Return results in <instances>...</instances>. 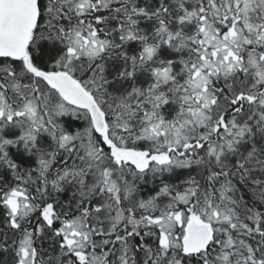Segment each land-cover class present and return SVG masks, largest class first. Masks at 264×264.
Returning a JSON list of instances; mask_svg holds the SVG:
<instances>
[{"label": "snow or ice", "instance_id": "6c2138e0", "mask_svg": "<svg viewBox=\"0 0 264 264\" xmlns=\"http://www.w3.org/2000/svg\"><path fill=\"white\" fill-rule=\"evenodd\" d=\"M0 264H264V0H0Z\"/></svg>", "mask_w": 264, "mask_h": 264}]
</instances>
